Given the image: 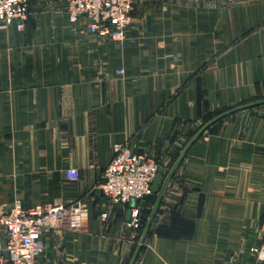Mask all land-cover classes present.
<instances>
[{
  "label": "crops",
  "instance_id": "obj_1",
  "mask_svg": "<svg viewBox=\"0 0 264 264\" xmlns=\"http://www.w3.org/2000/svg\"><path fill=\"white\" fill-rule=\"evenodd\" d=\"M87 25L68 20L64 0H29L23 29L0 27V205L87 207L82 229L46 234L36 264H128L139 240L132 209L150 214L156 193L128 203L102 194L112 145L157 162L159 188L203 124L259 102L192 143L134 264L255 262L252 249L264 247V0H134L119 41Z\"/></svg>",
  "mask_w": 264,
  "mask_h": 264
},
{
  "label": "built area",
  "instance_id": "obj_2",
  "mask_svg": "<svg viewBox=\"0 0 264 264\" xmlns=\"http://www.w3.org/2000/svg\"><path fill=\"white\" fill-rule=\"evenodd\" d=\"M133 9L134 0H64V10L71 23L86 18L90 33L116 41L123 39ZM28 14L29 0H0V27L13 24L21 30ZM112 153L97 186L102 194L121 203L135 202L151 194V184L160 165L144 154L135 153L127 142L113 144ZM66 176L77 180V169L68 168ZM86 218L87 207L81 201L37 205L29 210L23 209L19 201L7 209L0 205V264H36L49 231L80 230ZM139 223V211L135 207L127 225L135 229ZM252 252L256 259L250 264H263L264 247L254 248Z\"/></svg>",
  "mask_w": 264,
  "mask_h": 264
},
{
  "label": "water",
  "instance_id": "obj_3",
  "mask_svg": "<svg viewBox=\"0 0 264 264\" xmlns=\"http://www.w3.org/2000/svg\"><path fill=\"white\" fill-rule=\"evenodd\" d=\"M255 103H259V102H255ZM255 103H249V104H245V105H242V106H238V107H235V108H232L230 110H227L215 117H213L212 119H210L208 122H206L205 124H203L199 130L188 140V142L185 144V146L183 147V149L181 150V152L178 154L177 158L175 159V161L173 162L172 166L170 167V169L168 170L167 174L165 175L160 187L158 188L159 186V183L162 179V175L164 173V169L163 168H158V171L152 181V184H151V192L152 193H156V198H155V201L153 203V206L151 208V211H150V214L146 220V223L143 227V230L140 234V237H139V240L131 254V257L129 259V262L128 264H134V261L138 255V252L141 248V245L144 241V238L147 234V231L149 229V226L151 224V221L154 217V214L156 213L157 211V208L161 202V199L163 197V194L166 190V187H167V184L170 180V178L172 177L173 173L176 171V169L178 168V166L180 165L181 161L183 160L184 156L186 155L189 147L192 145V143L202 134V132L207 129L212 123L216 122L217 120L223 118L224 116L230 114V113H233L239 109H243V108H246V107H249V106H252L253 104Z\"/></svg>",
  "mask_w": 264,
  "mask_h": 264
},
{
  "label": "trees",
  "instance_id": "obj_4",
  "mask_svg": "<svg viewBox=\"0 0 264 264\" xmlns=\"http://www.w3.org/2000/svg\"><path fill=\"white\" fill-rule=\"evenodd\" d=\"M193 134H194V133H193ZM175 157H176V156H175ZM151 195H152V193L149 194V195L144 196L143 198L137 200L136 202H139L140 200H143V199H145V198H147V197H149V196H151ZM153 199H154V197H153ZM153 199H152V201H153ZM148 215H149V211H148L145 215H143L142 218L140 219L139 226L137 227V238H139V236H140V234H141V232H142V230H143V227H144V225H145V223H146V220H147ZM139 217H140V215H139ZM134 247H135V246H134ZM134 247H133L132 249H134ZM132 251H133V250H132Z\"/></svg>",
  "mask_w": 264,
  "mask_h": 264
}]
</instances>
